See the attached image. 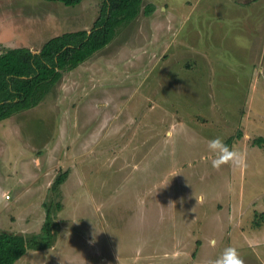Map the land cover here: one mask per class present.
<instances>
[{
	"label": "rangeland",
	"instance_id": "374dc122",
	"mask_svg": "<svg viewBox=\"0 0 264 264\" xmlns=\"http://www.w3.org/2000/svg\"><path fill=\"white\" fill-rule=\"evenodd\" d=\"M149 2L0 121V230L44 235L52 216L51 246L15 264H212L228 247L264 264V0ZM101 5L0 0V53L90 30ZM216 137L246 167L214 168Z\"/></svg>",
	"mask_w": 264,
	"mask_h": 264
},
{
	"label": "trees",
	"instance_id": "16d2710c",
	"mask_svg": "<svg viewBox=\"0 0 264 264\" xmlns=\"http://www.w3.org/2000/svg\"><path fill=\"white\" fill-rule=\"evenodd\" d=\"M52 1H61L66 5L82 2ZM100 1V15L90 30L80 29L54 36L39 51L21 46L7 48L0 53V121L38 106L65 72L77 68L105 48L122 26L134 21L142 11L149 15L156 9L153 2L144 6V0ZM253 143L264 148V136H258ZM65 179L66 173H62L55 185L62 184ZM51 217L48 210L44 235L33 234L28 238L0 230V264H15L30 248L39 250L51 246Z\"/></svg>",
	"mask_w": 264,
	"mask_h": 264
},
{
	"label": "clouds",
	"instance_id": "9594fccd",
	"mask_svg": "<svg viewBox=\"0 0 264 264\" xmlns=\"http://www.w3.org/2000/svg\"><path fill=\"white\" fill-rule=\"evenodd\" d=\"M207 147L212 154L211 164L214 168H220L223 165L246 167L245 154L229 148L222 137H216L208 141ZM197 202L200 201L197 200ZM212 243L214 244V241ZM212 264H245V261L236 248L228 247Z\"/></svg>",
	"mask_w": 264,
	"mask_h": 264
},
{
	"label": "built area",
	"instance_id": "2783aa9c",
	"mask_svg": "<svg viewBox=\"0 0 264 264\" xmlns=\"http://www.w3.org/2000/svg\"><path fill=\"white\" fill-rule=\"evenodd\" d=\"M6 197H7V198H9V197H10V195H9V194H7V195H6Z\"/></svg>",
	"mask_w": 264,
	"mask_h": 264
},
{
	"label": "crops",
	"instance_id": "0c3cea01",
	"mask_svg": "<svg viewBox=\"0 0 264 264\" xmlns=\"http://www.w3.org/2000/svg\"><path fill=\"white\" fill-rule=\"evenodd\" d=\"M255 2H256V1H255ZM5 197H6V194H5ZM6 199H9V198L6 197ZM1 230H3V229H1Z\"/></svg>",
	"mask_w": 264,
	"mask_h": 264
}]
</instances>
